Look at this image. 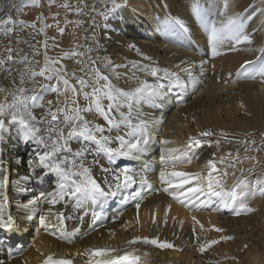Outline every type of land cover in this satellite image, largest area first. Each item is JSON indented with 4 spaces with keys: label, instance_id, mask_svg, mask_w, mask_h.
Masks as SVG:
<instances>
[{
    "label": "bare ground",
    "instance_id": "bare-ground-1",
    "mask_svg": "<svg viewBox=\"0 0 264 264\" xmlns=\"http://www.w3.org/2000/svg\"><path fill=\"white\" fill-rule=\"evenodd\" d=\"M64 2L65 0H55V4L49 5L48 0H41L40 6L36 7L32 5L31 0H0V19L11 14L14 20L24 22V24L17 23L13 32L7 37L0 33V46L7 44L11 39L13 47L31 53L28 44L39 47L38 42L45 39L44 35L38 32L43 25L37 17L43 13L47 18L45 22L54 24L52 17L58 14L57 19L60 26L65 28V33L60 35L55 27L46 29L49 56H60L62 52L71 49L74 42L92 44L91 35L95 32L102 45L96 55L108 56L114 63L121 65L128 64L129 61L149 63L129 47L135 44L141 53L151 57L159 67L178 72L185 81H189V77L182 69L190 67L192 76L199 81L195 90L190 86L187 90L182 89L188 98L180 102L175 91L169 89V84L174 83L161 74L159 83L163 88L160 94L153 97L150 102L138 105L139 111L145 118L163 120V123H155L151 127V144L154 150L150 147L147 154L139 153L133 159H121L125 160L121 163L122 166L118 164L121 160H117L113 167H130L140 173L146 165L150 166L152 181L157 188H160L159 174L156 175V172L159 170L160 173L164 167L160 161L165 148H183L189 137L198 136L203 130H212L216 135L211 139L221 140L219 148L213 144L210 148L205 146L197 150L199 159L191 164L179 165V170L203 171L209 158L219 159L228 153L233 154L232 162H235L238 153L241 162L236 163L235 168H227L229 175L225 179L228 185H232L237 178L242 177L247 185L246 190H250L255 178L253 175L257 176V182L263 179L264 85L258 80L238 79L237 73L241 71L245 61H256L264 56L262 51L264 50V0H227L228 9L225 15H220L225 0H118L122 7L112 13L107 22L91 12L93 5L98 11L104 10L101 0H67L72 6L68 10L60 7ZM13 3L20 6V10L12 8ZM85 4L88 7H84ZM77 5L83 8V14L75 11ZM196 6L200 8L206 19L217 23L225 16L238 13L244 16L251 15L246 26L251 43L235 47L225 44L220 49L221 54L213 57L210 33L197 18L194 12ZM169 16L179 17L190 30V36L181 34L183 38L178 41L179 45L175 44V39L165 38L166 34L172 33L169 31L165 33L164 28V21ZM93 17L100 27L95 29L92 27ZM77 20L83 21L80 27H76L75 23H66ZM33 23L36 24V28L29 27ZM105 23L108 25L107 29L103 27ZM52 37H55V41L51 39ZM85 37H88L87 41ZM53 43L58 46L53 47ZM35 59L42 61L43 57L36 56ZM201 61H206L203 68ZM64 63L70 70L77 67L70 59L65 60ZM177 65L180 67L177 68ZM10 66L23 67L19 63ZM117 71L121 73V79L115 81L118 86L125 89L134 86V82L130 80L132 72L130 65L129 68H119ZM138 74L143 77V73ZM5 75L0 72V83L11 88L10 80L5 79ZM146 78L150 83L157 82V77ZM166 88L167 91L163 93ZM3 98L4 94H0V99ZM47 98H53L52 94H48ZM242 103L245 108L240 107ZM41 111L37 109V115ZM17 128L18 125H12L0 139V159L6 162L5 167L8 170V179L2 190L3 195L8 198L5 211L18 225L17 229L10 230L4 226L3 221H0V264H42L45 256L51 253H55L57 257L72 258L73 264H87V257L75 254L85 249L99 247L119 249V252L111 253L113 258L126 252H133L135 256L140 257L139 264H264V231L263 228L259 229L260 223L258 232L251 235L250 226L247 224L249 218L243 216L245 214L243 212L240 215H235L229 209L222 212L211 210L193 212L188 207L173 201L162 191L148 194L141 203L139 226H135L137 209L134 203L117 204L113 208L106 205L105 212L109 214L106 223L98 221L95 226L90 227V217H85L82 225L75 220L67 221L69 229L73 226L81 228V234L74 237L71 243L58 238V232L55 236L51 235L41 228L39 223V217L46 212L48 204H42L40 211L36 212L31 221L27 220L30 210L18 207L19 204H26L39 195L41 191L54 190L55 177L39 168L36 169V174H33L30 161L33 159L36 145L31 141H25L18 134ZM221 132L227 133L226 139L220 136ZM115 134L114 132L113 135ZM164 140L174 143L164 145L162 143ZM243 141H255V144H244ZM78 146L76 143L72 144L73 148ZM244 147L248 148L247 152ZM256 148L260 151H255ZM213 153H215L214 157ZM246 156H255L256 159H245ZM89 159L92 157L90 156ZM100 163L109 166L103 158H100ZM218 167L226 168L227 162L219 164ZM94 172L97 176L100 175L98 167ZM232 172H235V175H232ZM25 176L32 178L25 181L23 180ZM21 187L26 188L27 191H19ZM255 199V204L263 202L258 197ZM168 204L172 205L170 211L167 208ZM55 209L64 210L62 205H56ZM165 212H167V225L164 224ZM153 213L156 214L155 225L152 223ZM193 216L204 225L205 230L202 231L198 224H194ZM127 221H132L134 226L123 227ZM193 227L196 229L195 232ZM25 228L27 231H24ZM215 228H222L224 231L217 232ZM136 236L150 238L158 236L160 241H167L175 247L168 249L144 244L129 246L127 241ZM197 236L200 237L199 240ZM222 236H231L234 239L220 240ZM213 239L220 242L203 253L200 252V245Z\"/></svg>",
    "mask_w": 264,
    "mask_h": 264
},
{
    "label": "snow or ice",
    "instance_id": "snow-or-ice-1",
    "mask_svg": "<svg viewBox=\"0 0 264 264\" xmlns=\"http://www.w3.org/2000/svg\"><path fill=\"white\" fill-rule=\"evenodd\" d=\"M48 2L49 5L55 4V0ZM101 2L104 10L98 11L93 5L91 12L102 17L105 22L112 13L122 7L118 0H101ZM31 3L39 7L41 0H31ZM11 7L20 10V6L15 3ZM60 7L68 10L72 6L65 0ZM84 7L88 5L85 4ZM227 9L228 3L225 0L220 15H225ZM75 11L83 14V8L79 5L76 6ZM194 12L210 33L213 57L221 54L220 49L225 44L235 47L251 43V37L246 32L247 21L251 19V15L244 16L238 13L225 16L217 23L206 19L198 6L194 8ZM57 15L52 17L54 24L46 23L47 18L43 13L37 17L43 25L38 32L43 34L45 39L38 42L39 47L28 44L31 53L13 47L11 39L7 44L0 46V72L6 74L4 78L9 79L12 85L8 88L0 83V94H4V98L0 99V139L12 125H18V134L25 141H31L36 145L33 159L30 161L33 174H36V169L39 168L55 177L54 190L41 191L26 204L18 205L20 208L30 210L27 220L31 221L34 218L42 204H48L46 212L39 217L41 228L54 236L58 232V238L71 243L74 237L81 234V228L73 226L69 229L67 221L75 220L82 225L84 218L90 217V227L95 226L98 221L103 223L106 218V203L116 197L120 198L121 205L134 202L137 209L135 226L140 225L141 203L148 194L156 191L166 193L173 201L188 207L193 212L205 210L222 212L229 209L235 215H240L241 212L255 211L246 201L254 199L257 195L264 196V186L246 190L247 185L242 177L237 178L232 185H228L225 179L229 175L227 168H235V164L241 162L238 153L235 162H232V153L219 159L209 158L204 170L200 172L178 169L179 165L191 164L199 159L197 150L205 146L210 148L213 144L219 148L221 140L211 139L216 135L212 130H203L198 136L189 137L183 148H165L160 161L164 167L159 173L161 187L158 189L153 188L145 175L150 170V166L146 165L140 173L130 167H113L117 160L133 159L137 154L147 151L152 140V125L163 123L162 118L160 120L145 118L138 108V105L150 102L153 97L160 94L163 88L159 83L160 75L184 90L189 86L195 90L199 81L192 76L190 67L182 69L188 74L189 81L182 79L178 72L159 67L151 57L141 53L135 44L129 47L149 63L129 61L128 64L121 65L114 63L108 56L96 55L102 45L95 32L91 35L92 44L74 42L73 47L62 52L60 56H49L46 29L55 27L60 35L65 33V28L60 26ZM17 23L24 24L23 21H16L11 14H8L0 19V33L9 36ZM66 23H75L76 27H80L83 21H66ZM91 24L94 29L100 27L95 17L92 18ZM29 27L36 28V24L33 23ZM103 27L107 28V23ZM164 28L173 34L190 36L188 26L179 17H166ZM51 39L55 41V37ZM84 39L87 41L88 37ZM52 46L58 45L53 43ZM41 55L42 61L35 59L36 56ZM68 59L73 60L77 67L70 70L64 63ZM16 63L23 67L10 66ZM205 63L206 61H201V68ZM129 65L132 69L130 80L134 82V86L125 89L118 86L115 81L121 79V73L117 69L129 68ZM138 73H143V77ZM146 77H157V82L150 83ZM237 77L258 80L264 85V56L256 61H245ZM48 94H52L53 98H47ZM240 107L245 108V105L242 103ZM37 109L42 110L39 115L36 113ZM220 136L226 139L227 133L221 132ZM73 143L79 146L73 148ZM162 143L168 145L174 142L164 140ZM243 143L255 144V141H243ZM247 151L246 147L245 152ZM255 151L258 152L260 149L256 148ZM212 155L214 157L215 153ZM90 156L92 159H89ZM100 158L105 159L109 166L101 164ZM245 159L256 158L246 156ZM226 162V168L218 167L219 164ZM5 163L0 159V221H3L5 227L13 230L17 229L18 225L5 211L8 198L2 191L8 179ZM97 167L99 176L94 172ZM232 175H235V172H232ZM31 178L25 176L23 180L27 181ZM19 191L24 192L27 189L21 187ZM56 205H62L64 210H56ZM167 208L170 211L172 205L168 204ZM155 215L153 213L154 225ZM192 220L202 231L205 230L196 216H193ZM167 223V212H165L164 224ZM129 226H134L132 221H127L123 225L125 228ZM24 231L27 229L25 228ZM195 231L193 227V232ZM215 231L224 230L215 228ZM197 239L199 240L200 237L197 236ZM231 239L234 238L231 236L220 238L224 241ZM220 240L213 239L202 243L200 252L203 253L212 245L218 244ZM127 244L155 245L158 248L168 249L175 247L172 243L160 241L158 236L152 238L136 236L127 241ZM119 251L113 247H99L85 249L75 255L87 257V264H139L140 257L135 256L133 252H126L114 258L111 256V253ZM42 264H73V259L57 257L55 253H51L45 256Z\"/></svg>",
    "mask_w": 264,
    "mask_h": 264
},
{
    "label": "rangeland",
    "instance_id": "rangeland-1",
    "mask_svg": "<svg viewBox=\"0 0 264 264\" xmlns=\"http://www.w3.org/2000/svg\"><path fill=\"white\" fill-rule=\"evenodd\" d=\"M54 15H56V14H54ZM107 28L104 27V29H107ZM253 157H255V156H253ZM253 178H254V181L252 183L251 189H257L259 187L264 186V177H263V179L259 183L257 182V176L253 175ZM256 197H258V199L262 200L263 202L255 204L256 203V199L255 198L254 199H249L247 203H248V205L250 207L254 208L255 211L254 212H251V213H245V212H243V213H245V214H243V216L247 217V219L249 218L247 220V224H248V226H250V229L249 230L252 233L251 235H255L256 232H258L257 230H258L259 227H260L259 229L263 228V231H264V196L257 195ZM259 223L261 224V226L258 227V224Z\"/></svg>",
    "mask_w": 264,
    "mask_h": 264
}]
</instances>
